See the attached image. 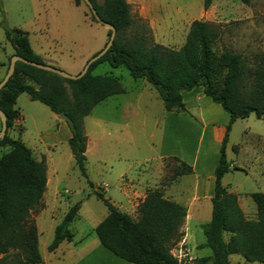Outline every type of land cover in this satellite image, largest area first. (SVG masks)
<instances>
[{
  "label": "trees",
  "instance_id": "obj_1",
  "mask_svg": "<svg viewBox=\"0 0 264 264\" xmlns=\"http://www.w3.org/2000/svg\"><path fill=\"white\" fill-rule=\"evenodd\" d=\"M89 1L98 17L115 29L111 47L75 81L17 62L12 76L0 90V110L6 117L7 130L19 116L15 104L20 94H26L56 116L66 115L73 123L67 145L81 178L92 188L86 171L83 119L101 102L125 93L120 78L112 73L93 75L98 66L125 69L134 81L147 83L165 112H185L182 92L201 87L203 94L228 115L229 121L214 170L210 221L201 228L204 243L200 248L210 250L211 254L197 260V264H229L231 255L264 264V193L250 195L256 217L246 220L237 197L222 185L224 175L230 171L226 144L232 124L250 115L264 122V57L251 62L241 53L216 51L217 29L198 20L191 22L185 42L177 50L150 44L142 37H126L132 20L125 0ZM212 2L203 0V10ZM4 38L12 48L11 56L45 64L32 51L26 33L5 28ZM4 146L10 150L0 157V264H38L41 258L37 229L29 217L41 207L47 182L45 161L34 159L27 147L6 134L0 140V147ZM175 162L174 178L192 174L190 166L177 159ZM93 193L107 210L106 217L94 229L103 248L130 264H179L168 243L180 235L186 217L183 206L165 199L159 190L150 191L133 219L114 207L102 193ZM78 209V204L71 206L56 225L47 247L49 252L62 241H71L69 226ZM224 235H228L227 240Z\"/></svg>",
  "mask_w": 264,
  "mask_h": 264
},
{
  "label": "rangeland",
  "instance_id": "obj_2",
  "mask_svg": "<svg viewBox=\"0 0 264 264\" xmlns=\"http://www.w3.org/2000/svg\"><path fill=\"white\" fill-rule=\"evenodd\" d=\"M125 2L129 6L132 20L130 29L125 33L126 37H142L150 44L177 50L184 44L191 22L198 20L217 29L219 40L215 45L216 51L230 50L241 53L251 62L264 57V0H249L247 5L238 0H213L207 10H203V0ZM5 28L26 33L35 53L43 55L49 66L54 65V68L69 75L78 74V69L100 51L109 38L108 30L92 19L82 0H0V80L6 73L9 57L13 54L12 48L4 38ZM105 73H112L120 78L126 93L106 99L83 119L84 134L93 139L92 148L86 158L88 182L92 184V188L81 178L67 142H63V134L57 130V116L44 105L31 101L26 94H20L16 100L15 109L19 111V116L6 131V135L13 140H19L30 149L37 161L44 160L49 178L46 188L48 204L38 220V242L41 249L43 243L49 246L53 239L52 234L49 240L48 233L51 220L54 224L59 223L71 205L86 201L83 212L89 210L96 215L100 212L105 214L104 205L95 197L93 191L102 193L106 199L117 197L115 179L124 163L114 160L109 171L103 173L97 163L101 150L105 149L114 155L124 154L131 149V158L137 159L138 162L129 170L127 178L136 182H144L155 169L154 165L141 161L145 157L155 156L159 128L153 129L152 125L155 119L161 117V101L149 86L140 93L136 92L143 82L131 79L125 69H111L102 64L92 72L93 75ZM126 100H137L140 103L136 109L137 116L127 122L128 130L133 136L131 145L113 137L110 141L99 143L100 130L96 125L98 120H114L117 115V103ZM249 117L235 121L231 126L226 154L228 161L236 168L224 175L222 185L237 197L244 218L254 220L256 212L250 195L264 193V151L259 148L255 153L252 149L254 141L246 136V132L249 128L264 136V122L256 119L254 115ZM205 145L206 140L203 138L198 148L200 159ZM232 146H237L238 152L232 151ZM9 150L7 146L0 147V157ZM164 165L162 185L171 182L177 167L173 160L165 162ZM185 178L187 183L183 185V189L187 193L191 190L188 183L191 179ZM103 184L108 185V192L95 186ZM65 190L69 193L65 194ZM51 198L56 199L55 205ZM186 198L188 203L190 199L188 196ZM44 207L45 203L41 200L40 209L31 214L29 220L35 224V217ZM187 208H190V213L186 212L188 218L179 230L180 235L174 237L168 247L179 264H197V260L211 254L210 250L200 248L204 243L201 228L210 221L211 203L210 200H200L192 203L191 207L187 204ZM88 229L89 225L84 217L72 225L73 231ZM224 238L227 240L228 235H224ZM229 264L259 263L246 261L240 255H231Z\"/></svg>",
  "mask_w": 264,
  "mask_h": 264
},
{
  "label": "crops",
  "instance_id": "obj_3",
  "mask_svg": "<svg viewBox=\"0 0 264 264\" xmlns=\"http://www.w3.org/2000/svg\"><path fill=\"white\" fill-rule=\"evenodd\" d=\"M35 54L40 56L43 62L47 64L43 55L38 53ZM84 64L78 69V73L79 70L81 71ZM142 86L137 88L135 91L140 93L146 86L149 85L143 82ZM182 100L185 112L175 114L165 112L163 109L161 117L153 121V129L157 130L159 128L158 147L157 149H154L155 156L145 157L141 162L149 163L151 166L154 165L155 169L153 171V174L144 182L139 183L138 181L136 182L133 179L127 178V173L129 172V170L134 164L138 162L137 159L131 158V149L124 154L115 153L114 155L111 154L112 152L106 151L105 149L104 151L100 149V156L97 160V163L100 164L98 166H100V169L103 173L106 174L109 171L114 160L120 163H124L115 179L117 185V197H108V200L120 212L130 216L133 219L137 218V208L145 199L146 194L150 191L159 190L163 194V197L165 199L186 208L187 214L190 213V208H187V204H189V206L191 207L192 203L200 200H210L213 195L214 170L218 163L219 148L225 133V128L229 121V117L225 112H222L221 108L218 105L214 104L208 97L203 94L201 87H196L188 92H182ZM139 105L140 103L137 100H126L122 103L118 102L116 106L117 115L114 120L103 118L99 119L96 124L100 130L98 139L99 143H101L102 141H110L113 137L116 140H120L122 142L124 141L126 142V144L131 145L133 136L128 130L127 122L137 116L136 109H138ZM249 118L250 117L246 119ZM56 119L58 121L57 130L58 132H61L63 134V142H67L71 137L69 127L64 121L60 122L61 120H59L58 118ZM108 124L109 126H107ZM247 130L248 131L246 132V136L250 137L254 141L252 149H254L255 153H257L259 148H261L263 149V152L264 136L255 131H251L249 128H247ZM203 138H205L206 140V145L202 158L200 159L198 148ZM92 142L93 139H90V136L88 135L85 152L86 158L88 157V154L92 148ZM227 145L228 142L226 144V148ZM233 148H236V150H233ZM231 149L234 152H238L237 146H232ZM176 159L190 166L192 168V174L173 178L171 182L169 181L166 185H162V179L165 173L164 163H168L170 160L175 161ZM229 165L230 170L236 168L230 162ZM185 177H189L191 179V181L188 182L190 185L189 188L191 190H189V192L187 193L183 189V185L187 183L185 181ZM46 179V187L42 196L45 207L42 209L41 213H39V215L34 219L35 227L37 229V237L39 235L38 220L41 217L42 212L45 210L48 204L47 199L49 198L46 192L47 185L49 184L47 170ZM95 186L97 188L102 187L104 189L103 191H109L107 190V188L109 187L106 184ZM64 193L68 194L69 192L65 190ZM186 196H188L190 199L188 203ZM51 199L53 200L52 202L55 205L56 199ZM182 201L184 202L181 203ZM85 204L86 201H82L79 204L77 215L69 226V230L72 234L71 241H62L53 252H49L47 250V243H43L41 249L38 242V252L41 258V262L38 264H130L119 259L112 253L107 251L105 248H103L95 235V227L107 215L106 208L105 214L103 212H100L98 215H96L89 210L83 212L82 210ZM65 214L66 213H64V215ZM83 217L87 221L89 229L87 231H73V223ZM62 218L60 219V222ZM187 218L188 215H186L185 219ZM59 223L54 224V222L51 220L48 230L49 240L50 238H52L54 229Z\"/></svg>",
  "mask_w": 264,
  "mask_h": 264
},
{
  "label": "water",
  "instance_id": "obj_4",
  "mask_svg": "<svg viewBox=\"0 0 264 264\" xmlns=\"http://www.w3.org/2000/svg\"><path fill=\"white\" fill-rule=\"evenodd\" d=\"M82 1L86 5V7L88 8V10H89L91 16L93 17V19L95 20V22H97L98 24H100L101 26H103L104 28H106L110 32L108 41L105 44V46L100 51H98L95 55L91 56L86 61V63L84 64L81 71L76 75H69V74H67V73H65V72H63L57 68L52 67V66L34 63L31 61L25 60L19 56L13 55L9 59V65H8L6 73L4 74L2 79L0 80V90L5 86V84L8 82V80L12 76V74L14 72L15 64L17 62L23 63L25 65L34 67L36 69H39V70H42L45 72L55 74V75L59 76L62 79H65V80L75 81V80L82 78L87 73L90 65L93 64L94 62H96L98 59H100L109 50V48L112 45L113 39L115 37V29L111 25L104 23L98 17L95 9L93 8V6L89 0H82ZM57 118L61 121H64L68 125L69 129L73 128V123L71 122V120L66 115H58ZM6 130H7L6 117H5L4 113L0 110V140H2L4 138V136L6 134Z\"/></svg>",
  "mask_w": 264,
  "mask_h": 264
}]
</instances>
